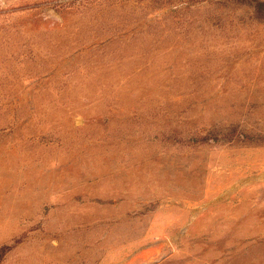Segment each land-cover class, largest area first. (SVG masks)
Returning <instances> with one entry per match:
<instances>
[{"label":"rangeland","instance_id":"rangeland-1","mask_svg":"<svg viewBox=\"0 0 264 264\" xmlns=\"http://www.w3.org/2000/svg\"><path fill=\"white\" fill-rule=\"evenodd\" d=\"M0 264H264V0H0Z\"/></svg>","mask_w":264,"mask_h":264}]
</instances>
